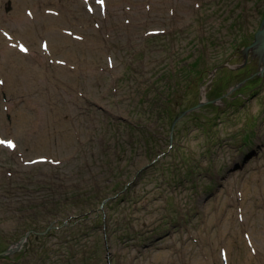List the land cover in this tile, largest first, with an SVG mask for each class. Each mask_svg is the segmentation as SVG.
I'll list each match as a JSON object with an SVG mask.
<instances>
[{"label": "rangeland", "instance_id": "374dc122", "mask_svg": "<svg viewBox=\"0 0 264 264\" xmlns=\"http://www.w3.org/2000/svg\"><path fill=\"white\" fill-rule=\"evenodd\" d=\"M33 1L21 14L36 9L41 26L54 16L45 10L56 9L65 18L47 26L68 28L77 17L96 31L112 30L113 39L50 35L63 44L51 45L55 55L90 66L78 70L0 52V77L11 95L0 102V135L18 147L0 144V251L14 250L0 264H223V257L227 264H264V244L257 238L258 251L250 253L241 234L264 238V85L252 90L264 70L256 61L245 65L241 53L261 28L264 0H171L179 18L170 4L153 0L156 9L143 11L146 17L127 16L133 27L124 17L117 21L116 10H145V0H112L106 15H90L75 0ZM153 28L164 33L143 35ZM93 29L86 36L99 40ZM20 35L39 50L31 30ZM24 68L38 73L35 81ZM59 77L83 95L59 87ZM216 87L226 91L223 101L207 106ZM20 119L26 122L15 136ZM40 130L54 136L47 141ZM32 158L48 160L26 163ZM30 229L37 234L19 244Z\"/></svg>", "mask_w": 264, "mask_h": 264}, {"label": "bare ground", "instance_id": "6f19581e", "mask_svg": "<svg viewBox=\"0 0 264 264\" xmlns=\"http://www.w3.org/2000/svg\"><path fill=\"white\" fill-rule=\"evenodd\" d=\"M115 1V0H114ZM132 1H135V0H132ZM153 1V0H152ZM172 1L171 0H164V2H162L161 4H170ZM178 4H180V5H184V0L182 1V0H180L179 2H178ZM110 5H111V3H110ZM137 5H138V3H137ZM140 5V4H139ZM157 8H159V5L157 6ZM136 13L137 14H139L140 16H144L145 15V13L142 11V10H139V11H136ZM121 16V15H120ZM144 17H146V16H144ZM24 21H19L18 23H16V24H14V25H12V26H14V28H16L19 32H21L22 34H24V35H26V30H28V28L26 27V26H24ZM59 38H56L55 36H54V38H53V42H54V40H58ZM52 45H53V48L55 47H58V48H61L62 46H63V44H54V43H52ZM54 51V50H53ZM25 71V70H24ZM26 76H29V79H27L29 82L30 81H35V79H36V75H35V73H27V75ZM26 76H22L21 78L22 79H24V80H26ZM30 78H32V79H30ZM26 85H29V83L27 82V83H25ZM28 97H30V94H28ZM30 99L29 98H27V99H25V102H28ZM25 113H27L26 111H25ZM24 122H26V120H22V119H20V121L18 122V124H17V128H18V130L17 131H15V136H18V134H21V131L23 132V129H22V127H20V123H24ZM0 125H2V124H0ZM23 125V124H22ZM21 125V126H22ZM0 128H1V126H0ZM2 129V128H1ZM9 132H10V130H9ZM17 133V134H16ZM38 136H45V137H47L46 138V140L47 141H49L50 139H51V137L52 136H54V134H50V132H46V134H43V130H40V131H38ZM31 134H32V132H31ZM30 134V135H31ZM34 135H32V136H30V138H32ZM48 137H50L49 138V140H48ZM243 211H240L239 212V214H241ZM241 234H242V238H243V241L245 242V239H246V244H247V246H248V249H249V252L250 253H253V251H254V247L256 248V241H257V238L260 240V242L261 243H263L264 244V238L262 239H260V237L257 235L256 236V234L254 233V232H252V233H246V231H242L241 232ZM233 234H231L230 235V238L227 240V243L229 244V247L231 248V247H233L232 246V244H236V241L231 237ZM240 237V235L238 236V238ZM264 247V246H263Z\"/></svg>", "mask_w": 264, "mask_h": 264}, {"label": "flooded vegetation", "instance_id": "af4514ba", "mask_svg": "<svg viewBox=\"0 0 264 264\" xmlns=\"http://www.w3.org/2000/svg\"><path fill=\"white\" fill-rule=\"evenodd\" d=\"M242 30H243V28H242ZM256 33H257V32H254V34H253V39L251 40V42H250L248 45H250V44L253 42V40L255 39ZM248 45H246V47H247ZM251 52H252V51H251ZM241 53H242V55L244 56V60H245L244 64H245V65H247V64L250 63V62H254V61H256L258 67H259V68L262 67V64L260 63V59H259V58L256 59V58H255L256 55H254L253 52L250 53L249 55H246L245 48H242ZM248 56L251 57L250 60L248 59ZM217 68H218V67H217ZM244 68H245V67H244ZM244 68H243V69H244ZM215 69H216V68H215ZM228 69H229V71L231 70L230 67H228ZM243 69H241V70H243ZM261 75H262V74H261ZM261 77H262V79H260L261 82L256 83V85L254 86V89H252V90H254L255 92L258 91V88H260L261 86L264 85V79H263V78H264V75L261 76ZM228 79H229V78L224 79V81H222V85L227 84V83H228ZM222 80H223V79H222ZM219 90H222V89H221L220 87H219V88L216 87L215 89L210 90L209 95H208V98H207L208 101H206V102H208L207 106H209V105H211V104L215 105L217 99H221V98H222V101H223V98H224L223 95L225 94L226 91L219 92ZM242 95H243V94H242ZM220 105H221V107H222L223 109H226V107H227L229 104L226 105V103L223 104V102H221ZM234 106H235V105H234ZM230 107H231V106H229V108H230ZM180 113H182V112H180ZM180 113H179V114H180ZM195 114H196V113H195ZM176 116H177V115H176ZM193 116H194V115H193ZM198 116H199V115L196 116V120L199 119V118H197ZM193 123H195V121H193Z\"/></svg>", "mask_w": 264, "mask_h": 264}, {"label": "water", "instance_id": "95a60500", "mask_svg": "<svg viewBox=\"0 0 264 264\" xmlns=\"http://www.w3.org/2000/svg\"><path fill=\"white\" fill-rule=\"evenodd\" d=\"M249 50H251L254 55L258 56V58L260 59V63L262 64V70H264V19L261 23V28L256 33V36H255L253 43L251 45H249L248 47H246L245 52L246 51L248 52ZM181 116H178V117H181ZM178 117H176L174 119V123H172L173 125L178 120ZM25 238L26 237H24L18 243L20 244L21 242H23L25 240ZM13 251L14 250L8 249L7 251H5L1 254L2 255L11 254Z\"/></svg>", "mask_w": 264, "mask_h": 264}, {"label": "snow or ice", "instance_id": "6c2138e0", "mask_svg": "<svg viewBox=\"0 0 264 264\" xmlns=\"http://www.w3.org/2000/svg\"><path fill=\"white\" fill-rule=\"evenodd\" d=\"M21 50H22V51H27V49H26V48H23V47H22ZM3 143H7V145H8L9 147H14V144H13L11 141H7V142H5V141H3V140H0V144H3Z\"/></svg>", "mask_w": 264, "mask_h": 264}, {"label": "trees", "instance_id": "16d2710c", "mask_svg": "<svg viewBox=\"0 0 264 264\" xmlns=\"http://www.w3.org/2000/svg\"><path fill=\"white\" fill-rule=\"evenodd\" d=\"M181 115H182V113H180V114H179V115H177L176 117H178V116H181ZM176 117H175V118H176Z\"/></svg>", "mask_w": 264, "mask_h": 264}]
</instances>
